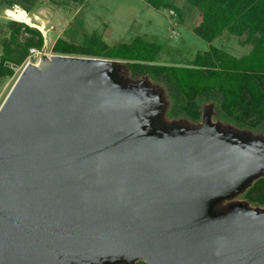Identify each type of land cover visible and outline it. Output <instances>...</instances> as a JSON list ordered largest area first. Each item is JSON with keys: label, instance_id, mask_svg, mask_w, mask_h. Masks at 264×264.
<instances>
[{"label": "water", "instance_id": "1", "mask_svg": "<svg viewBox=\"0 0 264 264\" xmlns=\"http://www.w3.org/2000/svg\"><path fill=\"white\" fill-rule=\"evenodd\" d=\"M120 59L44 54L0 107V264H264V135L168 120Z\"/></svg>", "mask_w": 264, "mask_h": 264}, {"label": "trees", "instance_id": "2", "mask_svg": "<svg viewBox=\"0 0 264 264\" xmlns=\"http://www.w3.org/2000/svg\"><path fill=\"white\" fill-rule=\"evenodd\" d=\"M188 1L199 12L195 33L211 46L185 64L158 62L165 43L136 36L131 42L110 45L96 31L82 33L79 40L59 37L52 46L53 54L124 61L132 78L148 77L163 89L168 120L198 123L204 107L213 103L214 120L264 135V0ZM147 2L157 9L180 13L176 0ZM10 27L11 36L4 41L0 55V78L12 76L11 64L23 63L31 48L41 50L44 46L43 34L37 28L21 21H10ZM23 29L28 35L21 41ZM225 32L246 35L241 43L251 45L250 50L237 56L212 43ZM244 195L252 204L264 206V176L254 181Z\"/></svg>", "mask_w": 264, "mask_h": 264}, {"label": "rangeland", "instance_id": "3", "mask_svg": "<svg viewBox=\"0 0 264 264\" xmlns=\"http://www.w3.org/2000/svg\"><path fill=\"white\" fill-rule=\"evenodd\" d=\"M180 13L169 8L157 9L147 0H0V55L4 41L11 36L10 21L24 22L41 31L44 46L41 54L30 53L14 68L12 76L0 78V107L29 62L53 54L52 46L59 37L79 40L84 32L96 31L110 45L131 42L136 36L165 43L158 62L185 64L211 43L194 31L199 20L198 9L188 0H176ZM28 34H20L23 41ZM246 35L225 32L212 43L233 55L248 52L242 45ZM240 199H246L242 194ZM138 264V263H137Z\"/></svg>", "mask_w": 264, "mask_h": 264}, {"label": "built area", "instance_id": "4", "mask_svg": "<svg viewBox=\"0 0 264 264\" xmlns=\"http://www.w3.org/2000/svg\"><path fill=\"white\" fill-rule=\"evenodd\" d=\"M31 52L33 53V54H41L42 52L39 50V49H37V48H31Z\"/></svg>", "mask_w": 264, "mask_h": 264}]
</instances>
